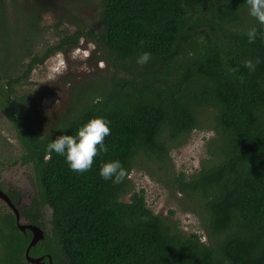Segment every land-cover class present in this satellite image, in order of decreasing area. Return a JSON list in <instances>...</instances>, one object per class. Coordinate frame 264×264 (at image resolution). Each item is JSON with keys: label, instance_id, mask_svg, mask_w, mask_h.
Instances as JSON below:
<instances>
[{"label": "trees", "instance_id": "1", "mask_svg": "<svg viewBox=\"0 0 264 264\" xmlns=\"http://www.w3.org/2000/svg\"><path fill=\"white\" fill-rule=\"evenodd\" d=\"M20 13L14 30L28 34L37 15ZM253 25L258 35L248 42ZM81 38L113 69L105 89L86 99L84 89L74 94L80 105L44 137L33 112L16 120L36 205L50 209L49 228L29 256L45 264H264V31L246 0H101L97 25L63 36L30 64ZM142 51L151 53L143 65L136 63ZM94 116L109 121L110 133L90 169L71 170L62 155H49L50 140ZM194 130L212 134L205 157L192 175L175 173L171 151ZM112 159L126 171L119 183L98 175L100 162ZM134 170L179 194L204 240L148 208L144 191L130 184ZM1 221L8 233L0 263L34 264L22 256L30 241L13 216Z\"/></svg>", "mask_w": 264, "mask_h": 264}, {"label": "rangeland", "instance_id": "2", "mask_svg": "<svg viewBox=\"0 0 264 264\" xmlns=\"http://www.w3.org/2000/svg\"><path fill=\"white\" fill-rule=\"evenodd\" d=\"M100 1L3 0L8 8V13L5 12L4 7L0 6V59L6 56L8 52L6 16L17 22L21 16L20 11L29 16L30 20L31 15H37V18L32 19L34 24L29 29L26 38L25 61L27 66L32 57L43 55L47 48L54 46L63 36L76 29L87 30L93 25H97ZM95 47L93 43L81 38L73 50L66 54L57 51L44 63L31 70L29 79L26 81V87L20 89L17 94L19 95L22 90H26V109L27 111H34L39 121L35 130L37 136L48 135L61 115H64L67 110H69V115H72L73 107H78L81 103L76 100L73 103V98L83 89L85 90L83 92L85 99L105 89V77L109 76L113 69ZM21 64L20 68H23ZM12 121L17 122L16 118L10 122L8 116L0 114V138H4L6 142L5 146L0 147V173L3 178L7 177L14 179L17 183H23L26 195H29L26 178L31 177L34 192L31 201H34L37 198L36 178L31 168L27 169L26 166L17 163L22 149L17 141L18 132L13 128L12 124L14 125V123ZM16 126L19 127L17 123ZM211 135L209 131L194 130L188 136L185 144L171 151L170 158L175 173L182 172L186 176H190L198 171L200 163L205 157L206 144ZM129 179L134 191L138 192L141 189L144 191V200L148 208L155 213L170 216L174 222L178 223L182 231L198 233L204 240V233L200 228L199 220L194 214L188 212L189 210L185 205V207L182 205L179 194L175 195L172 191L165 189L140 170L132 171ZM7 186L3 180H0L1 189H8ZM14 189L16 192L9 190L8 193L12 192L17 195L21 188L15 185ZM0 194L3 196L1 192ZM24 197L26 196L24 195ZM4 198L6 199V196ZM4 205L0 199V261H2L6 245L4 227L1 221L3 218L1 214L5 210ZM170 211L173 213L171 214ZM42 215L45 229L44 226L43 230L40 229L44 234L47 232L44 230L49 228L50 209L46 206L43 207Z\"/></svg>", "mask_w": 264, "mask_h": 264}, {"label": "flooded vegetation", "instance_id": "3", "mask_svg": "<svg viewBox=\"0 0 264 264\" xmlns=\"http://www.w3.org/2000/svg\"><path fill=\"white\" fill-rule=\"evenodd\" d=\"M0 6L4 7L5 12L8 13V8L6 7L3 0H0ZM5 18H6V23L8 25V32H7L8 52L6 56L0 59V114L8 116L11 122V120L15 118L17 120L19 118V115H25L27 112L34 113V111L32 110L27 111L26 109V106H25V103L27 101L26 90H22V93L19 95L17 94V92H20V89H23L24 87H26V84H27L26 81L29 79L31 70H33L36 66L41 65V64H30V61L33 58L32 57L26 66L25 60H26V50H27L26 49L27 34L26 33L21 34L20 32H17L14 30L16 21H13V18H8V16H6ZM74 48L75 47H71V48L67 47L66 49L60 50L58 52L66 54L69 51L73 50ZM55 53H57V51ZM41 56L39 58H41ZM34 57H38V56L35 55ZM20 63H22L21 66H23V68H20ZM29 67L30 69L28 70ZM12 126L14 129L17 130V126L15 124L14 125L12 124ZM18 134H17V139H18L17 141L20 144V148L22 149V152L18 156L17 163L19 165L26 166L27 169H30V168L32 169V165L30 163L21 162L22 160L20 159V157L23 154H25L24 152L25 149L23 148V142L21 141L20 136ZM5 144H6L5 139L0 138V147L5 146ZM14 178L17 179L16 177ZM26 179L28 183L27 192H29V195H26L24 193L25 190H24L23 183H20V182L17 183V181H15L14 179H10L7 177L3 178L2 174L0 173V180H3V182H5L8 185L7 186L8 189L4 188L3 190L0 188V192L2 194L5 192L3 196L0 194V199L5 204L4 205L5 210H4V213L2 212L1 216L3 215L4 217L5 215H8V214L12 215L14 218L15 227L18 229V231L23 233V235L28 237L30 241L32 238V231L29 230L28 227L36 226L43 230V226L45 229V225L43 224V219H42L43 207L36 205L35 200L37 198L34 201L33 200L31 201V197L34 195L32 184H31V182L33 183V181H31V177L26 178ZM15 185L21 188L19 189V192L17 193V195H15L12 192L8 193L9 190L16 192L14 191ZM23 194L27 198L24 197ZM5 196H6V199L4 198ZM33 221L37 225L34 224ZM19 226H23V228L20 229ZM4 231L8 233V229L6 227H4ZM44 231H47V228ZM26 247L27 246H25L23 255H22L25 261H26V258L24 254H25ZM29 251H28V255H29ZM38 257H42L41 261H43V264H45L43 256H37V257H31V258H38Z\"/></svg>", "mask_w": 264, "mask_h": 264}, {"label": "clouds", "instance_id": "4", "mask_svg": "<svg viewBox=\"0 0 264 264\" xmlns=\"http://www.w3.org/2000/svg\"><path fill=\"white\" fill-rule=\"evenodd\" d=\"M248 15L253 17L264 31V0H246ZM245 35L248 42L257 38L258 32L255 25L246 29ZM151 58V53L142 51L136 56L137 64H145ZM243 65L250 71L255 67L252 60H244ZM231 71V69H229ZM109 121L102 116L89 118L79 126L74 134H60L47 144L49 155L55 152L62 155L67 166L74 171L84 172L92 167L93 157L107 151L104 138L109 135ZM98 175L103 180L113 183L121 182L126 171L118 159L100 162Z\"/></svg>", "mask_w": 264, "mask_h": 264}, {"label": "water", "instance_id": "5", "mask_svg": "<svg viewBox=\"0 0 264 264\" xmlns=\"http://www.w3.org/2000/svg\"><path fill=\"white\" fill-rule=\"evenodd\" d=\"M19 228L22 229L23 226H19ZM28 228H29V230L32 231V238H31L30 242L28 243L26 250H25L24 256L26 258V261L30 262V263H34V264H43V261H41L42 257L31 258L28 255L29 249L43 239V237H44L43 231L39 227H36V226H29ZM47 257H48V261L51 263L50 257L49 256H47Z\"/></svg>", "mask_w": 264, "mask_h": 264}]
</instances>
